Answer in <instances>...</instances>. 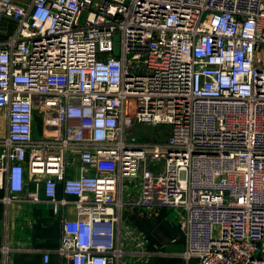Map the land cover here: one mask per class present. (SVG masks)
Wrapping results in <instances>:
<instances>
[{"label": "built area", "instance_id": "2783aa9c", "mask_svg": "<svg viewBox=\"0 0 264 264\" xmlns=\"http://www.w3.org/2000/svg\"><path fill=\"white\" fill-rule=\"evenodd\" d=\"M0 190L52 206L60 264H141L123 214L163 207L185 259L264 264V0H0Z\"/></svg>", "mask_w": 264, "mask_h": 264}, {"label": "crops", "instance_id": "0c3cea01", "mask_svg": "<svg viewBox=\"0 0 264 264\" xmlns=\"http://www.w3.org/2000/svg\"><path fill=\"white\" fill-rule=\"evenodd\" d=\"M7 24V23H6ZM71 176L77 171L71 169ZM30 191L41 187L27 184ZM5 191L0 190V264H60L61 258L56 249L61 239L59 216L53 212L48 202H14L4 204L1 198ZM57 195H62L61 185H57ZM73 215L72 208L68 211ZM182 209L163 207L147 217L140 208L123 214L124 223H129L145 238V250L155 251L141 264H197V259H185L181 252L185 249L183 231L179 225ZM10 250L4 254L2 247ZM48 252V260L43 253Z\"/></svg>", "mask_w": 264, "mask_h": 264}, {"label": "rangeland", "instance_id": "374dc122", "mask_svg": "<svg viewBox=\"0 0 264 264\" xmlns=\"http://www.w3.org/2000/svg\"><path fill=\"white\" fill-rule=\"evenodd\" d=\"M133 110L132 104L130 105V111ZM168 126L165 124L150 125L146 123H140L132 129V133L138 139L148 141H162L166 138L168 132ZM50 130L48 129L47 132Z\"/></svg>", "mask_w": 264, "mask_h": 264}, {"label": "water", "instance_id": "95a60500", "mask_svg": "<svg viewBox=\"0 0 264 264\" xmlns=\"http://www.w3.org/2000/svg\"><path fill=\"white\" fill-rule=\"evenodd\" d=\"M118 39V35L114 36V40L116 41ZM113 52L116 53L117 52V45L114 46L113 48Z\"/></svg>", "mask_w": 264, "mask_h": 264}]
</instances>
